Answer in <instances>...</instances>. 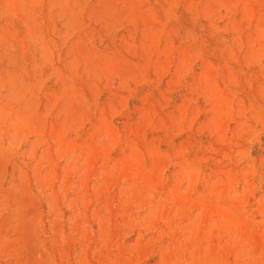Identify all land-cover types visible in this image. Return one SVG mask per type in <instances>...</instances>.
<instances>
[{
	"label": "rangeland",
	"instance_id": "rangeland-1",
	"mask_svg": "<svg viewBox=\"0 0 264 264\" xmlns=\"http://www.w3.org/2000/svg\"><path fill=\"white\" fill-rule=\"evenodd\" d=\"M0 264H264V0H0Z\"/></svg>",
	"mask_w": 264,
	"mask_h": 264
}]
</instances>
